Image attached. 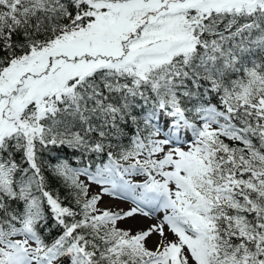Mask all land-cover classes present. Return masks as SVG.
<instances>
[{
    "label": "snow or ice",
    "instance_id": "1",
    "mask_svg": "<svg viewBox=\"0 0 264 264\" xmlns=\"http://www.w3.org/2000/svg\"><path fill=\"white\" fill-rule=\"evenodd\" d=\"M0 264H264V0H0Z\"/></svg>",
    "mask_w": 264,
    "mask_h": 264
},
{
    "label": "rangeland",
    "instance_id": "2",
    "mask_svg": "<svg viewBox=\"0 0 264 264\" xmlns=\"http://www.w3.org/2000/svg\"><path fill=\"white\" fill-rule=\"evenodd\" d=\"M106 202H110L113 204H119L121 207L127 208L129 205L127 203H121L120 201H108V198H105ZM154 221L148 220L147 218H141L137 217L134 221H129L128 224L133 225L135 227H147L150 223H153ZM126 226V225H122ZM153 239H155L153 237Z\"/></svg>",
    "mask_w": 264,
    "mask_h": 264
}]
</instances>
